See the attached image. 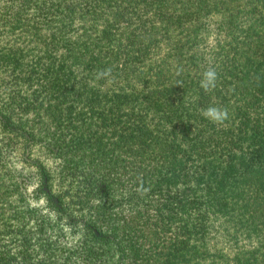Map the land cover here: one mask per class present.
Masks as SVG:
<instances>
[{"label":"trees","instance_id":"1","mask_svg":"<svg viewBox=\"0 0 264 264\" xmlns=\"http://www.w3.org/2000/svg\"><path fill=\"white\" fill-rule=\"evenodd\" d=\"M10 154L0 264H264V0H0Z\"/></svg>","mask_w":264,"mask_h":264},{"label":"clouds","instance_id":"2","mask_svg":"<svg viewBox=\"0 0 264 264\" xmlns=\"http://www.w3.org/2000/svg\"><path fill=\"white\" fill-rule=\"evenodd\" d=\"M111 69H105L101 72H98L96 75V79L107 78L111 76ZM179 74V73H177ZM218 75L215 68L209 67L202 74V79L200 80V88H202L205 92H209L216 87ZM202 115L208 119L211 123L216 125H221L228 119V111L227 109L219 108V107H208L207 109L202 110ZM138 192H147L148 189L138 188Z\"/></svg>","mask_w":264,"mask_h":264},{"label":"rangeland","instance_id":"3","mask_svg":"<svg viewBox=\"0 0 264 264\" xmlns=\"http://www.w3.org/2000/svg\"><path fill=\"white\" fill-rule=\"evenodd\" d=\"M34 154H36V153H34ZM37 157H39L42 160L46 159L47 168L51 169L52 172H53V176L56 177V173L59 172V169L61 168V166H58L57 165L58 162H59V160L56 159L55 157H53L52 155L46 156V155H43V154H37ZM5 158H6L5 160L0 161V165L4 161H6V165H5V168L6 169H8V170H14V171H16L18 173H21L25 177H26V174H29L31 176H34L35 170H33L31 168V172L30 173H26V169H27L26 166H22L21 161L18 159V156H16L15 154H10V155L6 156ZM24 176H22L21 179L26 182V185L29 184L28 185V189H27V192H29L28 198L30 200H33L34 199V193L32 194V190L34 188V185L33 184H30L32 182L30 180V178H28V177L24 178ZM55 177H53L54 178L53 179V183H54L55 188H57L58 183H59V180L58 179H55ZM32 183H36V182H32Z\"/></svg>","mask_w":264,"mask_h":264}]
</instances>
